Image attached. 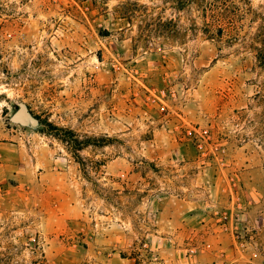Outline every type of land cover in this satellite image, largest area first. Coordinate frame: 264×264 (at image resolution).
<instances>
[{
    "label": "rangeland",
    "instance_id": "obj_1",
    "mask_svg": "<svg viewBox=\"0 0 264 264\" xmlns=\"http://www.w3.org/2000/svg\"><path fill=\"white\" fill-rule=\"evenodd\" d=\"M0 264H264V0H0Z\"/></svg>",
    "mask_w": 264,
    "mask_h": 264
},
{
    "label": "trees",
    "instance_id": "obj_2",
    "mask_svg": "<svg viewBox=\"0 0 264 264\" xmlns=\"http://www.w3.org/2000/svg\"><path fill=\"white\" fill-rule=\"evenodd\" d=\"M39 123H42L45 126L46 131L49 134H52L63 144L67 145L69 148L74 149L75 152L73 153L75 154V158H79V155H77L76 153L77 151H80L84 149V147L92 144L90 143L91 140L87 139L86 141H80L71 130L59 128L54 124L48 122L47 120L39 121ZM97 140L99 141L100 146H105L110 142V139H107L106 137Z\"/></svg>",
    "mask_w": 264,
    "mask_h": 264
},
{
    "label": "water",
    "instance_id": "obj_3",
    "mask_svg": "<svg viewBox=\"0 0 264 264\" xmlns=\"http://www.w3.org/2000/svg\"><path fill=\"white\" fill-rule=\"evenodd\" d=\"M25 115V111L22 105L19 106L18 110L14 115L11 117V120L13 121H23V117Z\"/></svg>",
    "mask_w": 264,
    "mask_h": 264
},
{
    "label": "crops",
    "instance_id": "obj_4",
    "mask_svg": "<svg viewBox=\"0 0 264 264\" xmlns=\"http://www.w3.org/2000/svg\"><path fill=\"white\" fill-rule=\"evenodd\" d=\"M231 249L233 250V248L229 246V247H228V250H229V251H232Z\"/></svg>",
    "mask_w": 264,
    "mask_h": 264
}]
</instances>
